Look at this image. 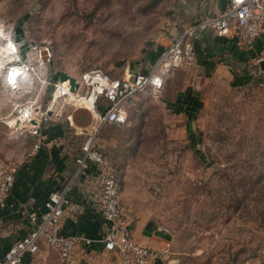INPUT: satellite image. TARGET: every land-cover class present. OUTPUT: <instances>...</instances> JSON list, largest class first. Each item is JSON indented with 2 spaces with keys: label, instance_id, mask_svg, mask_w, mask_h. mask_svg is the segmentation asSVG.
<instances>
[{
  "label": "rangeland",
  "instance_id": "rangeland-1",
  "mask_svg": "<svg viewBox=\"0 0 264 264\" xmlns=\"http://www.w3.org/2000/svg\"><path fill=\"white\" fill-rule=\"evenodd\" d=\"M198 7L197 0H0V45L9 36L48 45L50 61L39 71L48 81L92 68L120 76L127 65L149 69ZM208 35L190 64L167 72L161 98L139 95L125 123L106 124L95 137L119 177L122 219L132 229H169L149 246L161 255L149 264H264V27L252 50ZM51 92L33 74L9 87L0 71V164L33 157L32 135L8 122L26 102L47 110ZM47 113L67 131L75 129L66 113L78 126L91 122L88 110L69 104ZM76 135L69 139L80 147ZM40 253L44 264H119L100 243L77 244L68 261L46 244L32 258Z\"/></svg>",
  "mask_w": 264,
  "mask_h": 264
},
{
  "label": "built area",
  "instance_id": "built-area-1",
  "mask_svg": "<svg viewBox=\"0 0 264 264\" xmlns=\"http://www.w3.org/2000/svg\"><path fill=\"white\" fill-rule=\"evenodd\" d=\"M215 4L213 12L192 21L182 32L162 49L159 58L146 71L131 70L127 65L122 75L92 68L75 78L77 87L71 91L68 79L48 81L40 77L39 71L50 61L51 49L48 45L17 41L7 37L0 52V71L9 87H16L26 75H36L41 82L52 88V107L69 104L73 109L85 108L91 122L88 127L73 124V114L66 113V120L75 133L82 137L79 153L75 156L74 167L59 188L49 191L42 202L40 212L28 213L32 227L24 234L11 238V242L0 256V264H22L27 255H35L41 244L56 251L59 258L68 261L77 244L92 246L102 244L107 251L115 252L119 264H149L160 257V253L146 245L139 244L132 234L130 225L122 219V200L117 171L104 153L96 146L95 137L106 124L120 125L126 122L129 110L136 105L137 97L146 93L153 98H161L164 78L167 72L181 63L190 64L195 57L191 41L205 32L244 44L249 50L256 47L264 27V0H207ZM35 103L26 102L17 109L16 116L22 126L34 138L32 151L35 156L44 143L42 126L51 116ZM20 125V123H19ZM20 165L0 164V209L6 206ZM97 172L100 186L91 198L92 210L101 220V230L94 236L81 232L63 233L61 219L65 209L71 205L72 193L81 175ZM167 233L166 226H160ZM5 236L10 237L8 231Z\"/></svg>",
  "mask_w": 264,
  "mask_h": 264
},
{
  "label": "crops",
  "instance_id": "crops-1",
  "mask_svg": "<svg viewBox=\"0 0 264 264\" xmlns=\"http://www.w3.org/2000/svg\"><path fill=\"white\" fill-rule=\"evenodd\" d=\"M197 1L199 7L192 21L216 9L212 2ZM207 33L212 34L215 40L225 39L205 32L195 37L198 40L194 39V46L207 42L209 39ZM51 118L41 129L44 136L42 147L35 156L19 166L16 181L6 199V206L0 209V256L11 242L12 237L24 234L33 226L28 220V213L41 211L43 200L49 191L62 185L73 169L75 156L80 151V147L69 139V137H74L75 131H67V123L52 122ZM73 124L80 125L75 122L74 117ZM75 149L77 152L69 159L68 155ZM100 178L97 172L94 174L89 172L81 175L77 180L72 193L71 205L65 209L60 222L63 233L81 232L95 236L101 230V223L97 221V215L93 212L91 203V198L100 186ZM6 231L10 233V237L4 235ZM160 232L159 227L132 229L133 238L139 244L152 247L158 244ZM32 257L34 255H27L22 264H34L36 260L39 264H44L45 257L42 253L36 256L37 259Z\"/></svg>",
  "mask_w": 264,
  "mask_h": 264
},
{
  "label": "water",
  "instance_id": "water-1",
  "mask_svg": "<svg viewBox=\"0 0 264 264\" xmlns=\"http://www.w3.org/2000/svg\"><path fill=\"white\" fill-rule=\"evenodd\" d=\"M58 78H59L60 81L68 79L71 91H73L77 87V82L75 80V77L67 74L64 71H60L59 72Z\"/></svg>",
  "mask_w": 264,
  "mask_h": 264
},
{
  "label": "bare ground",
  "instance_id": "bare-ground-1",
  "mask_svg": "<svg viewBox=\"0 0 264 264\" xmlns=\"http://www.w3.org/2000/svg\"><path fill=\"white\" fill-rule=\"evenodd\" d=\"M4 49H5V48H4L2 45H0V52H1V50L4 51ZM0 64H1V60H0ZM49 107H50V109L52 108V103H50ZM10 120H11V121H10ZM10 120H9L10 122H8L10 125L19 128V127L22 126L21 123H22V121H23L24 119L21 120V121H19V117L14 116V117H12ZM19 123H20V125H19Z\"/></svg>",
  "mask_w": 264,
  "mask_h": 264
},
{
  "label": "trees",
  "instance_id": "trees-1",
  "mask_svg": "<svg viewBox=\"0 0 264 264\" xmlns=\"http://www.w3.org/2000/svg\"><path fill=\"white\" fill-rule=\"evenodd\" d=\"M225 40H228V39H225ZM257 44H259V41H258V43ZM257 44H256V46H257ZM116 125V124H115ZM96 218H97V221L99 222V223H101V220H100V218L98 217V216H96Z\"/></svg>",
  "mask_w": 264,
  "mask_h": 264
}]
</instances>
